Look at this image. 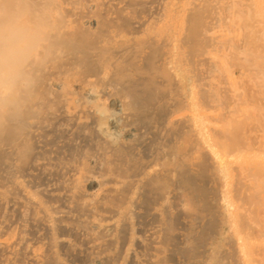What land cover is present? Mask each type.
<instances>
[{
  "label": "bare ground",
  "instance_id": "bare-ground-1",
  "mask_svg": "<svg viewBox=\"0 0 264 264\" xmlns=\"http://www.w3.org/2000/svg\"><path fill=\"white\" fill-rule=\"evenodd\" d=\"M14 2L0 0V11ZM24 6L47 42L27 92L0 104V135L12 153L26 149L30 121L51 99L72 102L86 117L96 113L94 129L103 132L113 98L127 134L113 141L105 134L92 151L79 141L66 158L59 149L64 161L57 157V176L56 160L33 151L28 164L43 169L44 175L35 166L42 179L55 175L59 191L46 181V194L53 191L60 202L51 192L55 202L34 190L18 194L16 188L26 190L23 178L10 183L12 192L0 185L5 213L16 209L43 235L40 224L63 228L50 233L76 262L51 247V264H264V0H27ZM82 59L108 67L106 82L71 78L74 85L65 89ZM87 91L93 99H84ZM44 114L63 136L78 122L72 114ZM9 214L0 217V264H48L42 232L33 233L39 239L26 236L29 225L24 229Z\"/></svg>",
  "mask_w": 264,
  "mask_h": 264
},
{
  "label": "rangeland",
  "instance_id": "rangeland-1",
  "mask_svg": "<svg viewBox=\"0 0 264 264\" xmlns=\"http://www.w3.org/2000/svg\"><path fill=\"white\" fill-rule=\"evenodd\" d=\"M85 21H84V24H85V26L87 27V29H89L90 27L89 26H91V29L93 28V26H94V22L92 21V19H88V18H85L84 19ZM88 21V22H87ZM89 22H91V24L89 23ZM92 59V58H91ZM91 59H84V62H82L83 61V59L82 60H80L78 63H79V66H78V68H77V70L75 71V72H73L72 74H70L69 76H71V77H68V78H66V80H67V82H66V84L64 83V85H61V86H64L65 87V89H67L68 87V89H70V88H72V86L74 85V83L72 82V79L71 78H76V79H78V80H87V79H89V80H93L92 82H93V84H98V83H100V82H102V83H104V82H106V79H107V77H106V75H108V73H107V70H109V68L108 67H105L104 68V66H103V68H102V66H101V64H99L100 62H97L96 60H92L91 61ZM85 60L87 61L88 60V62H85ZM91 61V62H90ZM91 63V64H90ZM106 68H108V69H106ZM73 75H77V76H73ZM70 79V80H69ZM76 79L74 80V82L76 83ZM77 80V81H78ZM69 83V84H68ZM66 85H67V88H66ZM63 87V88H64ZM85 93H90V94H85ZM84 94V96L86 97H84V99L85 100H91V99H93V94L91 93V92H89V91H87V92H85ZM89 95V96H88ZM168 95V94H167ZM167 98H169V100L172 98V93H171V95L169 94V97L167 96L166 97V99ZM168 100V99H167ZM115 101V102H114ZM68 101H66V102H63L62 103V106H61V103H58L55 99H51L50 101H49V103L47 104V105H45L44 106V108H43V111H41L38 115L36 114L33 118H32V120L30 121V124H31V126H29L30 128H28V135H27V147H26V149H24L22 152H20V153H18L19 155H14L13 153H12V148L11 147H9L10 145L8 144V138L6 137V136H4V134L2 133L1 135H2V137H1V135H0V185L1 184H5V186H7V183H8V185H10V186H8V188L9 187H11L10 188V192H12V189L14 188V187H12L13 185L12 184H14L13 182H14V180H16V179H19V178H23L26 182H23L22 181V183H23V187H24V185H26L25 187H24V190L25 191H23V189L22 190H20V189H17L16 188V192L18 193V194H21V192L22 193H24V192H31V191H33L34 193H37V194H39L42 198L46 195V198L48 197V195H49V193L51 192H53V193H55L56 194V192L57 191H59L58 189H55V188H60V186L58 185V184H60V182H59V180L58 179H56L55 178V180H57V182L56 181H54L53 180V178L55 177V175L57 176L58 175V173L56 174V172H57V165L58 164H60L61 162H63L64 161V157L66 158V156H68L70 153L68 152L69 150L71 151V153L73 152V153H75V150L77 151V149L80 147V146H82L83 144L85 145V146H87L88 148H89V151H92V150H94V147H95V145H96V143L95 142H98L99 143V140H100V142H102V141H104L103 139H105L103 136L105 135L106 136V138L107 139H110V138H108L107 136L109 135V134H112L111 135V139H112V141L113 140H116V139H118L119 137H126L127 136V134H125L124 133V131H123V133H124V135L122 136V131H120V129H119V125L120 124H117V123H119L120 122V118H119V110H117L118 108H119V105L117 104L118 103V101L117 100H113V98L111 99V98H109L108 99V102H107V100L105 101V102H107L106 104L108 105V107L109 108H111V109H113V110H110L109 108V110L110 111H112V112H114V114L113 113H109L112 117L111 118H113V119H115V120H117L116 118H118V122H116L115 120H113L112 121V119L111 118H109L110 117V115H108V117H107V124H108V122L110 121V125L109 126H107L106 125V129L104 130V128L103 127H105V125H103L100 129H102L103 128V132H100L97 128H95L94 129V126L93 125H95V126H99V125H96L97 123H96V121H95V119H94V122L92 121L93 119L92 118H96V113L95 114H91V115H87V117H86V115L84 116V115H82L83 113H81L77 108V106L75 105V104H71L70 102H68L69 103V106L66 104ZM109 103V104H108ZM112 103H113V106H112ZM63 105H67V106H64V108H62L63 107ZM72 106V108H71V106ZM111 106V107H110ZM77 107V108H76ZM72 110H71V109ZM116 108V109H115ZM64 109V110H63ZM69 109V110H68ZM73 109H74V111H73ZM65 110H66V112H65ZM77 110V111H76ZM79 111V112H78ZM42 112H43V115H45L44 113L45 112H52V113H54V112H56V113H59V114H65L66 116L68 115V116H70L72 113H70V112H73V116L71 115V117L73 118V119H75V120H73L74 122H77V123H73L72 125L73 126H71L69 129L71 130L70 132H69V130H67V132L68 133H70V134H68V133H66V131H63L64 133H65V137L63 136V133L61 132V130H57V129H55L54 128V124H53V122H51V121H48V120H44L45 118H43L42 117ZM78 112V113H77ZM116 112V113H115ZM118 112V113H117ZM77 113V115L76 116H78V117H76L74 114H76ZM114 116H113V115ZM116 114L118 115V117L116 116ZM95 115V116H94ZM75 116V117H74ZM80 116H82L81 118H80ZM45 117H46V115H45ZM114 117H116V118H114ZM43 118V120L44 121H42L41 119ZM47 118V117H46ZM76 119H78V120H76ZM108 119H109V121H108ZM80 120V121H79ZM92 121V122H91ZM79 122H80V124H79ZM113 123H114V125H115V127H114V125H113ZM89 125V126H88ZM53 126V127H52ZM90 127V129L88 130V127ZM91 126H92V128L93 129H91ZM87 128V132L89 133V131L90 130H92L93 131V133H92V131H90L91 133H89V134H86L87 132H86V129H85V132L83 131L84 130V128ZM112 127V128H111ZM99 128V127H98ZM115 128V129H114ZM108 129V130H107ZM94 130H96L97 132L99 131L100 133H101V135H102V133H103V135H102V137H101V135H99V133H97L96 131H94ZM115 130H118V131H115ZM58 133H56V132ZM81 131L83 132V134L81 135V137L79 136L80 135V133H81ZM111 131V132H110ZM114 131V132H113ZM95 132V133H94ZM116 132V133H115ZM34 134V135H33ZM88 135V136H91V137H89L88 138V136H86V135ZM118 134V135H117ZM62 135V137H60V136ZM70 135V136H69ZM115 135V136H114ZM59 136V137H58ZM67 136V137H66ZM87 137L86 139H88V143H86V141H84L85 140V137ZM92 136H93V138H92ZM95 136H97V137H95ZM110 136V135H109ZM98 137H100V139H98ZM2 138H6V139H2ZM33 138V139H32ZM57 138H58V140H57ZM91 138V139H90ZM103 138V139H102ZM92 139H95V141L94 140H92ZM96 139H98L97 141H96ZM106 139V140H107ZM110 139V140H111ZM8 140V141H7ZM35 140V141H34ZM55 140V141H54ZM92 140V142H94V143H92V142H90ZM102 140V141H101ZM81 143H80V142ZM84 141V142H83ZM79 142V144H80V146L79 147H77L78 146V143ZM9 143H10V141H9ZM58 143V144H57ZM74 143V144H73ZM87 144H91V145H87ZM92 145H94V146H92ZM73 146H75V148H73ZM84 146V147H85ZM53 147V148H52ZM91 147H93V148H91ZM2 148V149H1ZM25 148V147H24ZM8 149H10V150H8ZM47 149H49L48 151H49V153H48V151H46ZM59 149H61V150H65L64 151V153L65 152H67V155L66 154H61V152L59 151ZM69 149V150H68ZM8 150V151H7ZM37 150V151H36ZM55 150H56V152H55ZM10 151V152H9ZM33 151H34V153H38V154H41V155H39V157H41V156H43V161H45L44 159L46 158V161H47V159L48 160H51V162H53L54 160H56V165L53 163L52 165H53V167H55L56 168V170H54L53 171V173L55 174V175H53L52 173H51V175H53L54 177H52L50 174V176L52 177V179H50L51 177H49V180L45 177V178H41L42 177V174L44 175V173H42V172H44L43 171V169H40V171H39V168H38V166H36V165H33L34 167H30L31 165L30 164H28L29 162L28 161H30V155H31V157H32V153H33ZM25 152V153H24ZM27 152H28V154H27ZM42 152V153H41ZM46 152V153H45ZM51 152H54V153H52L53 155H51ZM23 153V154H22ZM31 153V154H30ZM33 153V154H34ZM55 153H57V155L55 154ZM72 153V154H73ZM16 154V153H15ZM20 154H21V156H25V157H22V158H26L27 160H25L24 161V159L22 160V158H19V157H21L20 156ZM25 154V155H24ZM38 154H37V156H38ZM43 154V155H42ZM45 154H47L46 156H48V154H50L51 156H53V159H52V157L50 158L49 156H48V158L47 157H45ZM59 154H61V156H63L64 155V157H60V156H58ZM9 155V156H8ZM35 155V154H34ZM56 157H55V156ZM19 156V157H18ZM70 156V155H69ZM68 156V157H69ZM11 157H12V159H11ZM28 157V158H27ZM57 157H58V161H59V163L57 162ZM67 157V158H68ZM55 158V159H54ZM20 160V161H19ZM26 161H27V163H26ZM47 162H50V161H47ZM31 163V162H30ZM58 163V164H57ZM89 164H93L92 166H94V164L96 165V166H98V163H93L92 161L91 162H89ZM50 165H51V163H50ZM55 165V166H54ZM37 167V171H39L40 173H42V174H40L39 175V172H36V170H35V168ZM46 173V172H45ZM47 174V173H46ZM4 175V176H3ZM49 175H47V176H49ZM46 176V175H45ZM40 177V178H39ZM44 177V176H43ZM10 178H11V180H10ZM9 179V180H8ZM45 179V180H44ZM47 179V180H46ZM2 180V181H1ZM20 180V179H19ZM43 180H44V182H43ZM46 181H48V182H51L52 183V181H53V183H52V186H53V188H54V184H55V190H53V191H51L50 190V192L48 193V194H46L47 192V189L48 188H46V187H48V185H46V183H48V182H46ZM4 182V183H3ZM59 182V183H58ZM10 183H12V184H10ZM38 183V184H37ZM44 183V184H43ZM50 183V184H51ZM91 183V184H90ZM49 184V183H48ZM88 184V185H87ZM94 184H95V186H96V183H95V181L93 182V179H90V180H88L87 182H86V188L87 189H89L90 187L93 189V188H95V187H93L94 186ZM12 185V186H11ZM28 185H30V186H28ZM42 185V186H41ZM89 185H91V186H89ZM3 186V185H2ZM46 186V187H45ZM51 186V187H52ZM88 186V187H87ZM30 189H29V188ZM43 187V188H42ZM49 187H50V185H49ZM91 188L89 189V190H91ZM45 189V190H44ZM14 190V189H13ZM37 190V191H36ZM41 193L44 195V196H42L41 195ZM45 193V194H44ZM53 193H52V195H53ZM52 195L50 196L49 195V199L50 198H52ZM54 196L55 195H53V198H54ZM57 196V195H56ZM55 196V198L56 199H58L59 200V198H60V196H58V197H56ZM46 198H44V200L46 199ZM53 198L52 199H50L49 200V202H55L54 200H53ZM58 200H57V202H58ZM45 201H48V200H45ZM56 202V203H57ZM59 202H60V200H59ZM4 207H5V204H4ZM4 207H0L1 209H0V217L2 216V215H7L8 217H9V215L11 216V214H9L10 212L12 213V216H13V214H14V212H16L17 210L16 209H13V210H7L6 211V213H5V208ZM2 213V214H1ZM17 213V217L18 216H20L19 215V213L18 212H16ZM15 216H16V214H14ZM17 217H14L13 216V218L15 219V221H17V219H22V218H17ZM12 218V217H11ZM12 218V219H13ZM23 219H25L26 220V218H23ZM18 220L16 223H19L18 225H20V222H22V226L26 223V222H29V221H25V220ZM69 219V218H68ZM71 219V218H70ZM66 220H67V218H66ZM69 221V220H68ZM71 221V220H70ZM25 222V223H24ZM33 225V223H26L24 226H23V228L25 229V227H27V225H29V227H27V228H29V230L27 231L26 229V231L25 230H23V232L25 233V235L27 236V235H29L31 238H32V236H34L33 235V233L35 232V234H36V236H37V233H40V232H42L40 229H38L39 227H38V223L36 224L35 223V225L38 227H36L39 231H37V229H35V226H34V228L33 229H31L30 227H32V226H30V225ZM40 224V223H39ZM58 224V223H57ZM57 224H55V227L54 228H56V226H57ZM43 226H45L46 227V229L44 230L42 227ZM49 226V225H48ZM58 226H59V224H58ZM40 227H41V229H43L44 230V232H45V234L48 232V233H50L51 231H53V232H55L54 234H60V232H58L59 230H62L60 227H59V230L57 231V229H55L56 231H54V230H51V226H49V227H47V225H43V224H40ZM58 228V227H57ZM49 229V230H48ZM68 230L67 228H65L64 227V230H63V232L62 233H66V230ZM31 230V231H30ZM51 230V231H50ZM32 233H30V232ZM36 231H37V233H36ZM68 233H66V234H69V233H71V232H69V230L67 231ZM27 233V234H26ZM48 233H47V235H48ZM64 233V234H65ZM43 235V232H42V234H39L41 237H40V239H39V235H38V238L37 239H39L40 241H42V238H46L45 239V245L43 246V254H44V256L45 257H47L46 259H45V257H44V263H46V261H48L47 263L48 264H51V262H50V255H51V257H53L54 256V252L51 250V249H53L54 251H56L57 252V250L58 249H56V247L57 248H60L59 249V251H63V253H62V255H60V256H62V257H65L66 259H67V261H69V260H71L72 259V257H71V259H70V257H69V254H68V252L67 251H69V246L68 245H65V244H61V240H59L57 237V239L56 240H53V239H55V236H54V234L52 235L51 233L49 234V240H48V238L47 237H45V236H47V235ZM51 235V236H50ZM28 236V237H29ZM44 236V237H43ZM34 239H36L35 238V236L33 237ZM51 238V239H50ZM49 241V243H50V241H51V243L49 244L48 242H46V241ZM57 240H59V242L57 241ZM55 241H56V243L58 242V244H56L57 246H55ZM44 242H42L43 244H44ZM54 244H53V243ZM42 244V245H43ZM52 244V245H51ZM47 245H49V247L47 246ZM59 245H60V247H59ZM63 245H65L64 247H66V248H64L63 247ZM48 247V253H47V251L45 250L47 247ZM55 246V247H54ZM63 248H62V247ZM46 247V248H45ZM52 247V248H51ZM45 248V249H44ZM49 248H51L50 249V251H52V253L50 254V251H49ZM64 249H66V250H64ZM45 252H46V255H45ZM66 252H67V254H66ZM58 253V252H57ZM60 254H61V252H59ZM48 254V255H47ZM50 254V255H49ZM63 254H66L65 256H63ZM68 255V257H66ZM46 260V261H45ZM74 260L75 259H72V263H74ZM51 261H53V259L51 260ZM69 262H71V261H69ZM75 262H76V260H75Z\"/></svg>",
  "mask_w": 264,
  "mask_h": 264
},
{
  "label": "clouds",
  "instance_id": "clouds-1",
  "mask_svg": "<svg viewBox=\"0 0 264 264\" xmlns=\"http://www.w3.org/2000/svg\"><path fill=\"white\" fill-rule=\"evenodd\" d=\"M15 0L14 6L0 11V104L11 103L27 92L32 83V68L46 44L40 22Z\"/></svg>",
  "mask_w": 264,
  "mask_h": 264
}]
</instances>
